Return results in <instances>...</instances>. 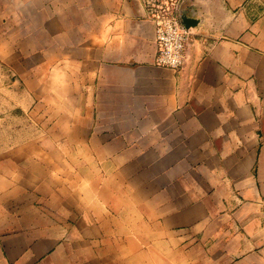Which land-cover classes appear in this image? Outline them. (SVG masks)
Here are the masks:
<instances>
[{
  "label": "crops",
  "instance_id": "obj_1",
  "mask_svg": "<svg viewBox=\"0 0 264 264\" xmlns=\"http://www.w3.org/2000/svg\"><path fill=\"white\" fill-rule=\"evenodd\" d=\"M185 10L174 70L142 0H0L59 102L0 156V264H264V0Z\"/></svg>",
  "mask_w": 264,
  "mask_h": 264
},
{
  "label": "rangeland",
  "instance_id": "obj_2",
  "mask_svg": "<svg viewBox=\"0 0 264 264\" xmlns=\"http://www.w3.org/2000/svg\"><path fill=\"white\" fill-rule=\"evenodd\" d=\"M18 22L0 21V156L11 147L50 135L45 131L54 117L48 114L59 107L57 100L47 97L41 101V70H34L32 64L20 59L23 53L16 54L18 49L23 51L20 45H14V59L9 60L8 33L11 28L21 27ZM16 39L13 37L12 42ZM55 94L58 86L47 84L46 95Z\"/></svg>",
  "mask_w": 264,
  "mask_h": 264
},
{
  "label": "built area",
  "instance_id": "obj_3",
  "mask_svg": "<svg viewBox=\"0 0 264 264\" xmlns=\"http://www.w3.org/2000/svg\"><path fill=\"white\" fill-rule=\"evenodd\" d=\"M148 18L155 27V40L158 47L157 64L178 70L187 59L191 38L185 10L187 0H142Z\"/></svg>",
  "mask_w": 264,
  "mask_h": 264
},
{
  "label": "water",
  "instance_id": "obj_4",
  "mask_svg": "<svg viewBox=\"0 0 264 264\" xmlns=\"http://www.w3.org/2000/svg\"><path fill=\"white\" fill-rule=\"evenodd\" d=\"M193 20L192 19H186L185 20V24L188 28H190L193 25Z\"/></svg>",
  "mask_w": 264,
  "mask_h": 264
}]
</instances>
